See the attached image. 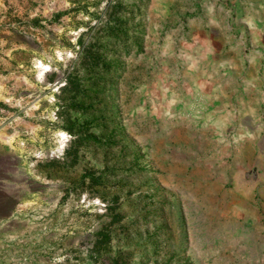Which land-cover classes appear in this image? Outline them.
<instances>
[{
  "label": "rangeland",
  "instance_id": "1",
  "mask_svg": "<svg viewBox=\"0 0 264 264\" xmlns=\"http://www.w3.org/2000/svg\"><path fill=\"white\" fill-rule=\"evenodd\" d=\"M231 10L0 0V264H264V61Z\"/></svg>",
  "mask_w": 264,
  "mask_h": 264
},
{
  "label": "crops",
  "instance_id": "2",
  "mask_svg": "<svg viewBox=\"0 0 264 264\" xmlns=\"http://www.w3.org/2000/svg\"><path fill=\"white\" fill-rule=\"evenodd\" d=\"M230 5L232 16H235L241 25L240 30L253 36L245 39L243 43L247 42L246 45L258 47L261 50L245 52L243 59L254 65L253 70H259L257 64L264 61V0H230ZM258 73H263V69Z\"/></svg>",
  "mask_w": 264,
  "mask_h": 264
}]
</instances>
